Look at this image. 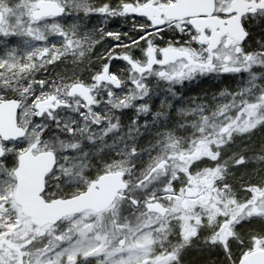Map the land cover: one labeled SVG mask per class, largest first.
<instances>
[{
	"label": "snow or ice",
	"instance_id": "obj_1",
	"mask_svg": "<svg viewBox=\"0 0 264 264\" xmlns=\"http://www.w3.org/2000/svg\"><path fill=\"white\" fill-rule=\"evenodd\" d=\"M193 253L264 264V0H0V264Z\"/></svg>",
	"mask_w": 264,
	"mask_h": 264
},
{
	"label": "trees",
	"instance_id": "obj_2",
	"mask_svg": "<svg viewBox=\"0 0 264 264\" xmlns=\"http://www.w3.org/2000/svg\"><path fill=\"white\" fill-rule=\"evenodd\" d=\"M216 84V82L215 81H213V82H211V84H208V83H205V84H203L202 86H200V87H197V85H193L192 87H193V90L189 93L190 95H198V94H202L201 93V87L203 88V89H209V90H212V91H215L216 89H215V87H213V85H215ZM233 87H234V85H232ZM192 259L193 260H197V264H200V261L203 259V257H200V256H198V255H196V257H192Z\"/></svg>",
	"mask_w": 264,
	"mask_h": 264
},
{
	"label": "rangeland",
	"instance_id": "obj_3",
	"mask_svg": "<svg viewBox=\"0 0 264 264\" xmlns=\"http://www.w3.org/2000/svg\"><path fill=\"white\" fill-rule=\"evenodd\" d=\"M197 254L193 253L190 255L189 259L191 260L192 264H197V260H193L192 257H196Z\"/></svg>",
	"mask_w": 264,
	"mask_h": 264
}]
</instances>
